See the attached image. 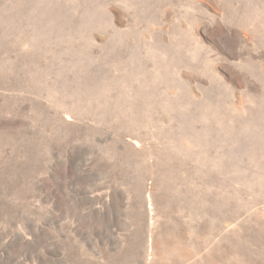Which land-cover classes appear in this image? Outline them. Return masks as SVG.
<instances>
[{
	"label": "rangeland",
	"instance_id": "obj_1",
	"mask_svg": "<svg viewBox=\"0 0 264 264\" xmlns=\"http://www.w3.org/2000/svg\"><path fill=\"white\" fill-rule=\"evenodd\" d=\"M139 1L137 10L126 0L103 1L98 18L105 16V34L72 22L75 0H0V264H163L169 258L167 216L158 209L150 226L146 200V189H155L150 164L163 146L160 137L119 132L100 120L105 106L96 84L83 87L101 73L89 60L111 55L107 40L118 41L132 25L147 42L139 55L152 51L149 71L175 87V94H163L184 91L182 107L196 108L212 127L208 133L216 136L205 141H220L234 121H246L236 130L241 138L249 127L264 130V44L251 24L228 19L235 4L161 0L163 6L147 12ZM147 23L148 38L141 31ZM68 31L83 39L82 53L70 50ZM248 140V149H220L236 161L228 165L221 151L210 183L204 172L191 171L194 162H185L183 174H198L197 187L217 193L218 213L201 211L209 202L204 196L197 206L184 202L181 213L172 211L183 218L184 236L171 264H264V139Z\"/></svg>",
	"mask_w": 264,
	"mask_h": 264
},
{
	"label": "bare ground",
	"instance_id": "obj_2",
	"mask_svg": "<svg viewBox=\"0 0 264 264\" xmlns=\"http://www.w3.org/2000/svg\"><path fill=\"white\" fill-rule=\"evenodd\" d=\"M103 1L106 4L107 0H100L99 4L95 0H83L80 2L75 0V13H78L76 16L74 13L75 17L73 16L72 22H75L76 19L88 23L90 32L93 33L96 29H100L102 33L106 34V27H102L105 25V16L103 15L98 18L104 14L106 5ZM142 2L144 3L142 10L147 12H150L149 10L151 9L154 10L155 7L163 6L164 3L161 0H143ZM225 2L227 3L223 4L225 5L224 8L228 7L229 4H235L233 8L228 7V13L226 12L228 19L242 22L246 27L251 24L253 26L251 31L260 34L258 39L260 38V41L264 44L263 2L259 0H226ZM140 4L139 0H126L125 3L126 6L133 5L136 10L140 7ZM81 7L84 8L82 9ZM147 17L149 18L148 15ZM132 19L135 22L140 21V13L137 11ZM142 22H144V19ZM137 31H140V28H135L132 25L123 34L119 33L123 37L118 39V41L122 40L123 42L107 40L106 47L110 46L112 54L101 58L104 61L103 63H100L101 60L98 62L89 60L93 66L92 69H97L101 73H94L92 78L84 83L83 87L89 90L88 86L94 85L95 87L96 84L95 93L103 100L105 106V108L99 109L100 120L107 122L114 129L119 130V132L127 131L138 137L159 136L161 139L163 146L158 149L159 151L154 152L155 157L153 161L151 160L150 164L155 170V189L153 188L152 193L150 191L151 187L146 189V200L150 226H154L157 221L158 209L167 216L166 222H168V228L171 232L166 231V244L169 245L170 252L169 258L167 253L166 261L163 264H171L177 262L179 259V255L174 253L173 248L183 243L184 236V232L182 231L183 218L181 215L180 217L176 215L171 216L172 211L176 210L177 213V210H180L179 212L181 213L184 210V202L193 203L194 201V204L197 206V199L204 196L209 197V202L205 200L207 204L202 206L201 211H207L208 213V210H210L211 214L215 216L218 213L217 193L213 191L210 193L209 191L208 194V189L204 191L198 188L195 181L199 179L198 174L193 175L191 173L189 176L185 175L186 172L183 174L182 169L187 164L185 162L191 161L195 163L191 169L195 174L200 171L204 172L207 176L214 173L217 174V170L219 171L221 168L220 163L218 164L219 160L217 156L221 151L225 152L224 150H220L221 148H230V145L235 144V146H239L240 148L248 149L252 146L248 139L253 138L254 140L260 136L264 139V130L260 128L251 129L249 127L248 132H245L248 134L241 138L236 133V130L242 129L246 121H234L227 126L230 128L229 131L223 130L226 134L222 135L220 141L217 138H214L213 141H205V135L216 136L215 134L208 133L212 127L201 116L196 115V108L188 110L182 107L184 101L188 100L183 95L184 91L174 98L163 94L165 90L169 91V89L172 94H175V91H173L175 87L165 84L159 76H154V73L149 71L148 57L149 54H152V51L147 50L146 56L139 55L147 42L135 34ZM141 31L148 38L147 33L152 31L151 23H147L146 28ZM66 42L71 43L70 50L82 53L83 46L81 43H83V39L78 34L73 35L71 31H68ZM125 47L128 49H125ZM162 48L166 50V47ZM65 52L67 53L69 50L66 49ZM131 52H134V54L130 55ZM165 54H167V61L163 63L169 65V50H166ZM85 65L88 66L87 64ZM167 68L165 66V69ZM100 83L103 85H99ZM256 87L263 92L261 86L257 85ZM89 108L92 109L93 106L90 105ZM163 108L168 109L165 110ZM191 115L199 118L194 120L195 117L193 118ZM166 117L169 119L166 120ZM160 120H165L164 126L159 125ZM187 141L190 143V145H187L189 147H185ZM226 157L227 161L225 163L228 165L236 161V158L230 157L227 154ZM139 165L143 175L145 163L141 162ZM209 179L215 178L208 176L207 183H210ZM186 182L190 184L189 189L181 188L183 183ZM213 184H216V181ZM156 189L157 192L154 191Z\"/></svg>",
	"mask_w": 264,
	"mask_h": 264
}]
</instances>
